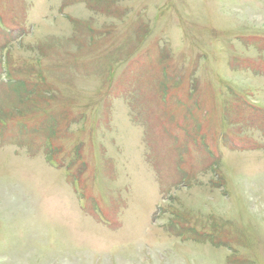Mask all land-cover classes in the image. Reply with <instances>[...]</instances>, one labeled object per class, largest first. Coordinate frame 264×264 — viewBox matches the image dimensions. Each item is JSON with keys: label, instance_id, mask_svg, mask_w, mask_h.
<instances>
[{"label": "rangeland", "instance_id": "1", "mask_svg": "<svg viewBox=\"0 0 264 264\" xmlns=\"http://www.w3.org/2000/svg\"><path fill=\"white\" fill-rule=\"evenodd\" d=\"M0 264H264V0H0Z\"/></svg>", "mask_w": 264, "mask_h": 264}, {"label": "trees", "instance_id": "2", "mask_svg": "<svg viewBox=\"0 0 264 264\" xmlns=\"http://www.w3.org/2000/svg\"><path fill=\"white\" fill-rule=\"evenodd\" d=\"M29 98H30V96H29Z\"/></svg>", "mask_w": 264, "mask_h": 264}]
</instances>
